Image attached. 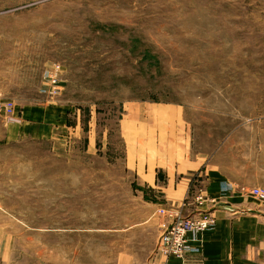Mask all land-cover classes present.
<instances>
[{"label":"rangeland","instance_id":"374dc122","mask_svg":"<svg viewBox=\"0 0 264 264\" xmlns=\"http://www.w3.org/2000/svg\"><path fill=\"white\" fill-rule=\"evenodd\" d=\"M186 168L264 264V0H0V264H154L136 169Z\"/></svg>","mask_w":264,"mask_h":264},{"label":"crops","instance_id":"0c3cea01","mask_svg":"<svg viewBox=\"0 0 264 264\" xmlns=\"http://www.w3.org/2000/svg\"><path fill=\"white\" fill-rule=\"evenodd\" d=\"M51 111V110H50ZM36 116L39 121L44 120L46 117L42 111H36ZM37 128L33 129L34 132H37ZM39 129V128H38ZM147 170H143V175H146ZM193 170L191 168L184 169V171H175L170 175L168 172H165V178L160 179L158 177V171L154 170L153 179L151 182L141 181V171L136 169V203H144L146 207H149L151 212L148 216L153 219L152 223L158 234L159 230V220L154 219V216L157 213V210L163 207L160 203L164 204L165 208L172 207L174 204H181L185 200L186 194L191 186H193L192 178L195 175L202 176L204 175V180L206 183V191L209 195L221 194L222 189H227L225 193H228L229 186L228 182L220 177L218 173L212 171H202ZM146 189L161 198L160 202H152L145 199L144 193ZM188 210H184L187 212ZM221 214L216 216L217 222L214 230L210 232L203 233L197 237L196 242L193 244L196 245V248L199 249V253L193 254L190 257L186 258L185 261H180L178 259H170L168 264H236L237 256L242 255V241L249 239L251 237V231L244 232L240 231L241 228L237 231V225L229 217L222 215L223 212H217ZM145 216H141L136 213V229L146 225ZM244 235V236H243ZM159 236V235H158ZM159 238V237H158ZM157 238V239H158ZM163 258L155 257L154 264L162 263Z\"/></svg>","mask_w":264,"mask_h":264},{"label":"built area","instance_id":"2783aa9c","mask_svg":"<svg viewBox=\"0 0 264 264\" xmlns=\"http://www.w3.org/2000/svg\"><path fill=\"white\" fill-rule=\"evenodd\" d=\"M51 85L57 89L56 76L52 77ZM5 109L11 116V105H6ZM226 191V188L222 189V192ZM251 194L264 198V189L254 188L251 190ZM194 199L199 206H204L207 203L214 204V200L205 197L203 192H199ZM188 204L187 201H182L179 205L174 204L169 208H160L156 213L162 231L156 246V257L163 258L162 264H168L172 258L185 261L191 255L199 253V249L193 243L196 242L197 237L216 227L215 218L206 211L194 216H185L183 210Z\"/></svg>","mask_w":264,"mask_h":264},{"label":"water","instance_id":"95a60500","mask_svg":"<svg viewBox=\"0 0 264 264\" xmlns=\"http://www.w3.org/2000/svg\"><path fill=\"white\" fill-rule=\"evenodd\" d=\"M216 210L219 211H225V212H229V213H238L239 215H246V214H250V215H260V213L258 211H254V210H240L228 205H219L216 207Z\"/></svg>","mask_w":264,"mask_h":264},{"label":"bare ground","instance_id":"6f19581e","mask_svg":"<svg viewBox=\"0 0 264 264\" xmlns=\"http://www.w3.org/2000/svg\"><path fill=\"white\" fill-rule=\"evenodd\" d=\"M232 207V206H231ZM238 209V208H237ZM162 260V259H161Z\"/></svg>","mask_w":264,"mask_h":264}]
</instances>
